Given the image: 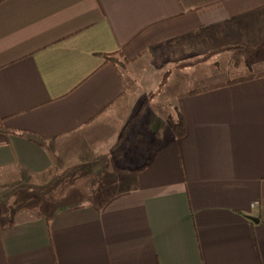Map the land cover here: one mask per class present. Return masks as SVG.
Listing matches in <instances>:
<instances>
[{
	"label": "crops",
	"instance_id": "obj_1",
	"mask_svg": "<svg viewBox=\"0 0 264 264\" xmlns=\"http://www.w3.org/2000/svg\"><path fill=\"white\" fill-rule=\"evenodd\" d=\"M1 126L0 177L125 165L1 213L0 264H264V0H0Z\"/></svg>",
	"mask_w": 264,
	"mask_h": 264
},
{
	"label": "rangeland",
	"instance_id": "obj_2",
	"mask_svg": "<svg viewBox=\"0 0 264 264\" xmlns=\"http://www.w3.org/2000/svg\"><path fill=\"white\" fill-rule=\"evenodd\" d=\"M143 80L144 79H139V81L141 82L139 88L140 94H136L135 95L136 98L132 99L136 101L137 107L142 102L144 97H147V94L156 88L155 82L149 83ZM158 94L148 99L147 104L143 108L146 110L151 103L153 104L150 108H148V111L146 110V114H145L146 117H144L145 115H143L144 118H147V121L150 120L148 123V129L151 130H152L151 119H154L153 123H157L158 120L161 121L163 117L165 118L169 113L167 109L168 108L167 94L165 93L163 95H160V97L156 99V96ZM162 107H164V109H162ZM132 111L135 114L136 109L132 108ZM148 112L150 113L148 114ZM138 115L136 118H138ZM153 115L155 117L152 118ZM135 136L136 137L134 138L131 137L130 140L122 144L120 146L119 152H124V155L128 154L130 150L133 151L131 154H135L136 151L138 152L140 149L139 146H141V144L145 141V139L143 137H138L137 140H134L137 138V135ZM130 141H132L133 144L130 145L128 143ZM119 158H120L119 156L116 158L114 157L112 158L111 163L105 165L100 164L102 166L98 168L94 167L96 169L89 170L87 168H83L78 173L76 172L72 174L67 173L60 176L59 178H56L50 183H45L41 185L39 182H36L33 178L25 177L23 174L19 173L18 170L8 171L6 174L0 177V214L1 213L11 214L13 213L14 209H18L22 207L23 208L29 207L34 210L44 212L51 208L50 204L53 207L52 204L59 202L58 201L59 199L57 198H59L60 195L70 193L73 190L71 189L72 187L78 186L81 192L86 191L85 186L81 187L83 182L87 183L91 189L94 190V188H96L98 193L103 194V189L110 188L109 183L114 182L115 180L117 181L118 179L114 169H116L117 166L119 167L120 164L122 166L125 165L123 161L122 163L118 161ZM144 160L145 157L142 158L140 162L142 163L144 162ZM105 193H108V190L104 191V194ZM47 205H49V207Z\"/></svg>",
	"mask_w": 264,
	"mask_h": 264
},
{
	"label": "trees",
	"instance_id": "obj_3",
	"mask_svg": "<svg viewBox=\"0 0 264 264\" xmlns=\"http://www.w3.org/2000/svg\"><path fill=\"white\" fill-rule=\"evenodd\" d=\"M121 58L122 57V54L120 51H117V52H113V53H109V54H104L103 55V58L106 62H112L113 64H118L121 65V66H124V63H125V60L122 58V60H118V58ZM206 57V56H205ZM205 57L203 58H200V59H204ZM198 59V60H200ZM118 60V61H117ZM190 64L193 63V62H189ZM246 78H238V79H232V80H229L227 81L226 83H232L234 81H239V80H244ZM163 86V81H161V83L153 90V91H150L148 94H147V97H145L140 106H139V109L137 111V114L145 107V105L147 104V100L152 98L154 95L158 94L159 91L161 90ZM1 130H3L4 128H2V126L0 127ZM128 129V126L127 128H125L123 130V132L121 133L120 135V138L118 140V143H120V141L125 137V134H126V130ZM175 132H176V135L179 137L181 136L183 133H184V126H183V121H182V117L179 116L178 120H177V123L175 125Z\"/></svg>",
	"mask_w": 264,
	"mask_h": 264
},
{
	"label": "water",
	"instance_id": "obj_4",
	"mask_svg": "<svg viewBox=\"0 0 264 264\" xmlns=\"http://www.w3.org/2000/svg\"><path fill=\"white\" fill-rule=\"evenodd\" d=\"M253 220H254V221H257V219H256V218H253Z\"/></svg>",
	"mask_w": 264,
	"mask_h": 264
}]
</instances>
